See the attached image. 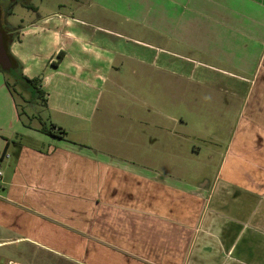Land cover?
<instances>
[{
	"label": "crops",
	"instance_id": "0c3cea01",
	"mask_svg": "<svg viewBox=\"0 0 264 264\" xmlns=\"http://www.w3.org/2000/svg\"><path fill=\"white\" fill-rule=\"evenodd\" d=\"M208 2V15L187 4L192 13H179L170 29L177 36L192 29L194 38L199 25L206 27L211 47L213 41L221 54L193 44L192 50L209 53L207 61H154L172 69L180 88L188 89L189 82L197 98L203 95L225 108L215 127L227 132V140L217 132L207 140L212 146L208 162L216 154L219 162L214 177L204 175L205 183L188 177L181 158L184 148L189 156L201 152L194 142L198 132L174 133L172 161L163 158L167 130H148L146 113H141L140 124L139 113L108 107L112 99L101 108L105 93H112L110 86H121L112 80L114 57L106 58L112 48L95 43L93 36L88 40L91 49H81L86 35L67 30L70 20L43 17L32 29L62 28L71 40L70 48L59 52L64 53L61 61L37 67L44 74L51 70L43 76L31 64V53L19 48L12 54L24 40L10 41V56L21 63L23 74L41 79L45 108L62 119L54 122L56 127L68 132L67 124H77L73 130L78 140L29 129L19 118L15 127L1 123L8 128L1 129L3 134L15 133L16 139L0 142V161H7L0 172V264H264V0ZM32 29L27 32H37ZM105 34L124 39L119 33ZM114 40L106 39L107 45ZM138 45L147 50V45ZM116 54L134 62L125 51ZM143 57L135 60L140 67L147 65ZM66 59L70 66L60 70ZM187 62H193L191 68ZM87 90L91 94L83 92ZM8 97L1 121L4 114L20 113L15 97ZM87 123L104 132L125 128L130 132L128 150L142 158L114 154L112 137L104 139L106 151L89 147L82 141ZM134 131L139 139L128 143Z\"/></svg>",
	"mask_w": 264,
	"mask_h": 264
},
{
	"label": "rangeland",
	"instance_id": "374dc122",
	"mask_svg": "<svg viewBox=\"0 0 264 264\" xmlns=\"http://www.w3.org/2000/svg\"><path fill=\"white\" fill-rule=\"evenodd\" d=\"M181 3H185L183 8L180 6ZM187 4H191L195 9L194 11L198 12L199 15H208L212 11L208 0H2V22L4 24L8 22V25L14 28V32L11 35L12 42L19 44L22 39L24 40V44L22 46L17 45L13 49L12 54L17 52L19 48L21 52L31 53L30 59L35 56L31 64L36 67L34 68L38 72H41L42 67L37 68L41 63L47 64L50 60L59 62L58 53L61 50L70 48L71 42L62 33V28L57 30L51 26L49 28L52 29L48 31L45 25H40L36 28V33L35 31H33L34 34L27 32V30L33 28L32 23L39 21L43 17L70 20L71 24L67 27V30L77 32L82 37L86 35L87 44L81 41V49L82 47L91 49V44H89L90 42L88 43V40L93 36H95V43L112 48L113 52L111 51L108 56H103H106L108 61L114 57L116 61L115 74L112 76V80H116L121 86H115L116 88L110 86L108 91L110 90L112 93H105L101 101V108L107 107L112 99L113 102L108 107L125 112L134 111L139 113L136 118L140 121V124L141 120L144 119L141 113H146L147 119L144 126L148 130L154 132L159 131V128L167 130V147L163 158H169L172 161L174 152L171 147L175 140L174 133L182 134L184 131V133L193 135L198 132V139L191 138L195 140L191 142L194 141L197 145H200L202 148L201 152L189 156L186 155L187 152L184 148L181 158L185 167L190 171L188 177L190 179H198L200 183H205L204 175L210 178L214 177L219 162L218 154L215 155L214 161L208 162L212 153V146L207 140H210L214 136L213 133L216 132V135H220L222 140H227V132L220 130L223 132L221 134L218 128L215 127L218 121L221 120L219 114H223L222 112L223 110L225 111V108L217 100H204L202 93H199L202 96L197 98L198 96L193 94V87L189 82H187L188 89L184 85L181 87L183 89H181L179 84H176L177 77L171 73L172 69L160 68L159 65L154 63V61L163 63L166 61L178 62L182 65L181 57L207 61L209 48L215 51L211 52V54H221L217 50L219 48L217 47L216 49L213 41V48L211 47L206 27L202 29V26L198 24L200 30L194 38L191 34L192 29H183L181 36L178 35L179 37L175 31L170 29L172 25L176 24L175 18L179 13H192L189 10L191 7ZM205 26L209 29L208 24ZM105 32H110L114 37L117 36L115 33H119L120 37L124 39L114 40L113 37L106 35ZM106 39L114 40V42L107 45ZM177 39L179 41H176ZM138 43L147 45V50L144 45L140 46ZM193 44L197 48L204 47L208 52H201L194 48L192 50ZM81 49H77V52L80 51L81 53ZM222 49L226 51L224 47H220V50ZM95 50L99 49L96 48ZM120 51H125L129 54L134 59V62L122 60L119 57L117 59L116 56L118 55L116 53ZM177 52L179 55L176 54ZM9 53L11 54L10 46ZM84 56L82 54L83 58ZM143 56H147V65L140 67V65L136 64L137 62L135 63V60L145 59ZM13 60L15 67L10 71L14 73L20 72L19 69L21 67L23 73L21 63L16 59ZM70 62L69 59H66L60 70L65 71L66 67L70 66ZM192 64L193 62H187L190 68ZM48 72H51V70H48ZM48 72L46 74L41 73L44 74L43 76H47L50 74ZM6 84L14 90L13 93L20 115L15 113L11 115L4 114V121H1L0 118V125L3 123L6 127H15L19 124L20 119L27 128L35 130L41 129L43 123L48 127H52L55 125L54 122L62 121L61 118L54 116L48 111L39 100L35 99L31 92L27 91L29 89L28 85L25 88L20 84H15V79L5 73L3 69H0V114L7 110L10 104L8 96L11 92ZM83 92L91 94L88 90ZM113 94L116 95L114 96ZM39 116L40 119H37ZM67 125L69 128L68 132L65 130L66 136L68 134L71 140H78V133L73 130V127H76L77 124L71 123ZM6 127L0 126V142H5L6 138L10 141L12 139L13 142L16 139L15 133L11 138L7 137L10 135L5 136L1 130L8 129ZM94 127L96 126L88 125L87 123L86 129L88 133L82 138V141H85L89 147L99 151H106L108 145L105 144L104 139L112 137V142L114 143L110 146L115 152H113L114 154L120 153L123 158L129 159L135 158L138 160L142 158L138 152L128 150L129 146H126V136L130 132L127 133L125 128L122 127L116 132L110 128L109 132H104L100 129L101 127L97 126L98 129H94ZM57 129H59L58 126L56 127ZM207 130L208 132H205ZM210 131L214 132L211 133ZM135 132L133 134L134 138H129L130 141L128 143H135V138L139 139L138 134ZM148 143L147 139V147ZM185 143L188 147L192 146V143ZM222 143L217 148L218 152L223 150ZM179 145L184 144L180 143ZM0 151L1 153L3 152L2 149ZM156 157L159 158L158 156ZM6 162V159L0 161V172L4 170Z\"/></svg>",
	"mask_w": 264,
	"mask_h": 264
},
{
	"label": "trees",
	"instance_id": "16d2710c",
	"mask_svg": "<svg viewBox=\"0 0 264 264\" xmlns=\"http://www.w3.org/2000/svg\"><path fill=\"white\" fill-rule=\"evenodd\" d=\"M63 56H64V53L58 54L59 61H61ZM12 59H14V58H12ZM0 69H2L1 65H0ZM19 70H20V72H15V73L13 71H5V70H3V71H5V73L11 75L15 79V84L16 83L20 84L23 87L28 85L29 89H27V91L31 92L35 99L39 100L44 106H46L47 94L42 88L41 79L40 78L29 79L28 77L23 75V73L21 71V67ZM6 85L9 88L11 94L14 96V93H13L14 90L11 89V87L8 84H6ZM41 132H43L49 136L57 137V138H64L66 136V132L64 130H62L60 128L56 130L55 125H53L52 127H48V126H46L45 123H43V127L41 128Z\"/></svg>",
	"mask_w": 264,
	"mask_h": 264
},
{
	"label": "water",
	"instance_id": "95a60500",
	"mask_svg": "<svg viewBox=\"0 0 264 264\" xmlns=\"http://www.w3.org/2000/svg\"><path fill=\"white\" fill-rule=\"evenodd\" d=\"M0 65L3 70L10 71L15 67L14 60L8 52L7 37L0 31Z\"/></svg>",
	"mask_w": 264,
	"mask_h": 264
},
{
	"label": "flooded vegetation",
	"instance_id": "af4514ba",
	"mask_svg": "<svg viewBox=\"0 0 264 264\" xmlns=\"http://www.w3.org/2000/svg\"><path fill=\"white\" fill-rule=\"evenodd\" d=\"M27 3H28V1H27ZM9 14H10V11H9ZM13 29L14 28L12 26L8 25L7 23L4 24L2 22V0H0V31L7 36V46H8V50H9V44H10V41H11V38L10 37H12L11 35L14 32Z\"/></svg>",
	"mask_w": 264,
	"mask_h": 264
},
{
	"label": "built area",
	"instance_id": "2783aa9c",
	"mask_svg": "<svg viewBox=\"0 0 264 264\" xmlns=\"http://www.w3.org/2000/svg\"><path fill=\"white\" fill-rule=\"evenodd\" d=\"M9 264H14V263H9Z\"/></svg>",
	"mask_w": 264,
	"mask_h": 264
}]
</instances>
